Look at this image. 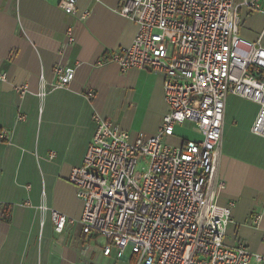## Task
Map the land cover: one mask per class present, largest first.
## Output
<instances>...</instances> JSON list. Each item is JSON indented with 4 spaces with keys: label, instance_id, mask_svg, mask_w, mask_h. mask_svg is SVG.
<instances>
[{
    "label": "crops",
    "instance_id": "1",
    "mask_svg": "<svg viewBox=\"0 0 264 264\" xmlns=\"http://www.w3.org/2000/svg\"><path fill=\"white\" fill-rule=\"evenodd\" d=\"M239 4V35L264 45V0ZM59 0H0V264H123L84 251L76 221L81 201L67 177L81 164L95 131L94 115L110 118L131 134L156 132L166 111L162 76L148 69L121 73L109 60L117 46L131 43L137 27L119 13L122 0H76L74 15ZM87 11L84 18L80 14ZM73 42L66 43V28ZM74 67L58 86L53 67ZM45 82L41 89L40 81ZM26 85L23 92L17 88ZM259 104L226 98L217 175L225 185L216 202H233L224 243L243 241L264 255V137L251 131ZM175 126L168 138L184 137ZM52 154V157H50ZM54 209L75 222L54 230ZM121 262V263H120Z\"/></svg>",
    "mask_w": 264,
    "mask_h": 264
},
{
    "label": "built area",
    "instance_id": "2",
    "mask_svg": "<svg viewBox=\"0 0 264 264\" xmlns=\"http://www.w3.org/2000/svg\"><path fill=\"white\" fill-rule=\"evenodd\" d=\"M244 3L258 6L257 0ZM58 6L74 15L76 0H59ZM119 13L137 30L109 60L121 73L145 68L161 75L166 111L147 136L94 115L95 131L82 162L67 177L82 204L76 221L84 234L105 239L103 255L115 249L116 258L130 264H264V255L243 241L224 243L233 202H216L225 185L217 175V157L229 94L259 104L251 131L264 137V45L239 35L234 0H122ZM86 15L83 11L80 18ZM73 40L69 24L66 43ZM74 72L55 65L56 85L66 86ZM40 87L45 88L42 80ZM186 121L201 137L167 143L175 126ZM7 134L0 128V141ZM138 157L148 158V165L136 179ZM50 217L59 233L75 222L54 209Z\"/></svg>",
    "mask_w": 264,
    "mask_h": 264
},
{
    "label": "rangeland",
    "instance_id": "3",
    "mask_svg": "<svg viewBox=\"0 0 264 264\" xmlns=\"http://www.w3.org/2000/svg\"><path fill=\"white\" fill-rule=\"evenodd\" d=\"M179 133H182L184 137H195L196 133L193 128L190 126L182 127L178 129ZM167 143L170 144H176V140L174 141L172 138H167L165 139ZM148 165V158L146 157H138L137 163L135 165V170H134V177L138 179V176L145 171L146 167ZM86 235V234H85ZM82 244L84 251L81 252L82 254L86 252H94L95 255H97L100 252L101 247H103L106 243L105 239L99 235H91L88 234L86 235L85 238H82ZM131 246H128L124 249V254L128 257L131 253ZM110 259H117L116 258V250L112 249L110 255L108 256ZM121 263V262H120ZM123 264H130L129 262H124Z\"/></svg>",
    "mask_w": 264,
    "mask_h": 264
}]
</instances>
